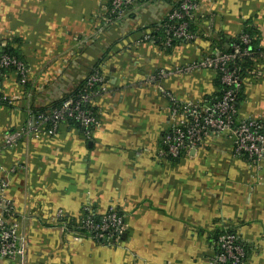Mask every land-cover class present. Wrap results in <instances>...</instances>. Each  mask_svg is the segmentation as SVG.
I'll list each match as a JSON object with an SVG mask.
<instances>
[{"label":"crops","instance_id":"1","mask_svg":"<svg viewBox=\"0 0 264 264\" xmlns=\"http://www.w3.org/2000/svg\"><path fill=\"white\" fill-rule=\"evenodd\" d=\"M110 0H0V48L26 64L28 82L14 72L1 80L10 100L0 105V187L14 207L24 259L0 264H211L224 227L245 245V264H264V158L235 154L226 134L212 135L178 159L164 140L175 119L166 92L204 103L217 92L213 71L159 78L186 68L241 36L257 33L264 50V0H201L192 25L198 40L170 49L143 41L172 10L169 0L135 5L119 24L103 17ZM248 77L239 116L264 124V62ZM94 71L105 79L95 93L98 126L63 123L55 135L5 137L24 128L35 109L72 94ZM114 208L125 218V239L106 246L66 232L87 213Z\"/></svg>","mask_w":264,"mask_h":264},{"label":"built area","instance_id":"2","mask_svg":"<svg viewBox=\"0 0 264 264\" xmlns=\"http://www.w3.org/2000/svg\"><path fill=\"white\" fill-rule=\"evenodd\" d=\"M140 0H110L111 6L105 12L103 21L108 25L119 24L118 20L125 19L130 10ZM201 0H177L179 6L171 10L168 15L169 24L166 25L163 38L165 48L172 46L174 41L192 44L198 40L197 34L190 29V20L198 12ZM143 41H152L151 35ZM241 44L249 46L251 38L241 36ZM248 55L240 44H233L228 53H212L203 56L200 60L186 68L175 67L173 70H161L158 77L163 79L172 74H189L193 71L209 70L219 74L224 85V95L221 100L212 106L201 105L196 102H181L171 94L161 89L160 92L169 100L170 111L175 119L170 133L165 137L164 144L167 155L178 159L182 154L194 151L202 142L212 135L226 134L233 142L235 154L249 162H257L264 158V124L239 116L236 104V93L243 90L248 77L258 76L255 66L264 62L262 52L251 71L246 75L234 65L242 57ZM14 68L19 83L26 86L28 69L16 57L0 55V79L3 69ZM95 85L105 90V79L102 75L90 76L86 89L81 92L77 100H66L60 108L47 111L32 118L22 129L8 134L5 144L8 148L16 147L25 137L39 135H55L66 120H73L90 131L98 126L99 120L95 113L87 106H93ZM10 103V100H9ZM50 125V126H49ZM3 187H0V192ZM14 207L5 197L0 196V258L7 260L24 259L25 246L19 235V225L13 219ZM60 226L63 231L70 229V222L60 212ZM77 233L88 234L89 238L106 246H117L122 242L125 232V218L118 210L110 208L99 221L92 213L87 212L82 219L74 224ZM217 254L211 264H245L247 250L237 234L229 227H224L216 240Z\"/></svg>","mask_w":264,"mask_h":264},{"label":"trees","instance_id":"3","mask_svg":"<svg viewBox=\"0 0 264 264\" xmlns=\"http://www.w3.org/2000/svg\"><path fill=\"white\" fill-rule=\"evenodd\" d=\"M150 1H152V0H140L139 3L137 4V6L138 5H141L142 3H148ZM169 1L172 2V10H175V9L178 8L179 4H178L177 0H169ZM110 6H111V2H110V5H109V8H110ZM133 8L134 7L132 6V7H129L128 9L130 11H132ZM168 15L163 19V21L159 25L153 27L154 30L150 34L151 37H152V41L155 42V43L159 42L160 43V46H162L163 48H165L164 45H163V38L166 36V34H165L166 25L169 24V22H168ZM187 20L189 21L190 29L192 31H194L193 25H192V18L190 20L187 18ZM121 21L122 20H118V22H121ZM243 35H248L251 38V44L249 46H245V45H242L241 44V36H243ZM241 36L232 38L230 40H226L225 41L226 42L225 43L226 45H224V47L218 48V50H216V52H214V53H223V54L224 53H228V52H230L231 46L233 44H240L242 49H246L248 51V55L242 56L235 63L234 66L236 68H238L240 71H242L243 73H245V75H246L247 71H251L252 68H254V66L256 65V62H257L260 54L262 52H264V50L259 47L257 33H256V31L254 29H252V28H245V30H244L243 34H241ZM178 44H184V43L183 42H180V41H174V43L172 44V46L169 47V48H167V49H170V48H172V47H174V46H176ZM4 54H7V55H10V56L16 57L18 60L22 61L19 58V56L12 49H10L8 47L7 48H0V55H4ZM9 71L14 72L15 69L12 68V67L3 69V74H2V77L0 79V86H1V80H2V78ZM95 74L102 75L99 71H94L90 76H93ZM247 75H248V73H247ZM89 77L87 79H85L77 87V89L72 94H70L69 96H67V97L63 98L62 100L58 101L57 103H55L51 107H49L47 109H41V110L35 109V110H33L32 115H31L32 118H36L38 115H40L42 113H45L47 111H51V110L60 108L62 106V104L66 100H69V99H71V100H77L78 99V96L81 94V92L86 89V84H87V81H88ZM216 85H217V92H216V94L213 95L212 97L208 98L206 100V102L199 103V104L212 106L213 104H215V103H217V102H219L221 100L222 96L224 95V88L225 87H224V85L222 84V82L220 80L219 74H216ZM243 91H244V89L243 90H239L236 93V104H237V108L238 109H239V106H240V102L242 101L243 96H244L243 95ZM92 92H95V93L101 92V86L100 85H95L94 88H93V90H92ZM8 103H9V100L7 98H5L1 94V92H0V105H8ZM87 107L91 108L96 113V109L93 106H91V107L90 106H87ZM65 123L79 125V123H77V122H75L73 120H66ZM99 220L100 219H98V221ZM73 223L74 222L70 223V226H74Z\"/></svg>","mask_w":264,"mask_h":264},{"label":"water","instance_id":"4","mask_svg":"<svg viewBox=\"0 0 264 264\" xmlns=\"http://www.w3.org/2000/svg\"><path fill=\"white\" fill-rule=\"evenodd\" d=\"M125 237H126V234L124 233V234L122 235V239H125Z\"/></svg>","mask_w":264,"mask_h":264}]
</instances>
